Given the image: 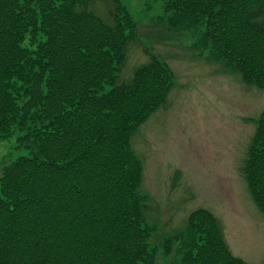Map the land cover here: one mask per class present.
<instances>
[{
    "label": "trees",
    "instance_id": "16d2710c",
    "mask_svg": "<svg viewBox=\"0 0 264 264\" xmlns=\"http://www.w3.org/2000/svg\"><path fill=\"white\" fill-rule=\"evenodd\" d=\"M94 1L0 0V140L19 132L29 152L0 176V264H155L130 139L173 76L147 52L117 85L137 24L121 0H106V23ZM161 1L169 27H204L213 60L264 89V0ZM255 125L243 171L264 214V111ZM174 242L169 264H248L206 210L164 242L166 256Z\"/></svg>",
    "mask_w": 264,
    "mask_h": 264
},
{
    "label": "rangeland",
    "instance_id": "374dc122",
    "mask_svg": "<svg viewBox=\"0 0 264 264\" xmlns=\"http://www.w3.org/2000/svg\"><path fill=\"white\" fill-rule=\"evenodd\" d=\"M137 24V40L129 43L117 85L131 81L149 62L150 52L173 76L166 101L130 139L141 165L138 196L142 198L149 238L156 246L155 264L180 262L164 254V242L180 234L198 210L213 215L232 256L248 264L264 262V214L255 205L244 175L255 121L264 111V89L226 70L202 46L204 27H169L161 0H121ZM110 3L96 0L90 10L106 23ZM19 132L0 140L2 169L28 150ZM180 243V242H179Z\"/></svg>",
    "mask_w": 264,
    "mask_h": 264
}]
</instances>
